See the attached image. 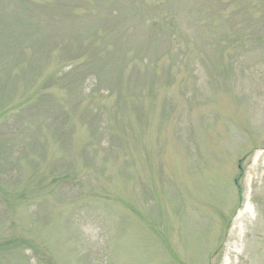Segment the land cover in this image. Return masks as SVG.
I'll return each mask as SVG.
<instances>
[{
	"label": "rangeland",
	"instance_id": "rangeland-1",
	"mask_svg": "<svg viewBox=\"0 0 264 264\" xmlns=\"http://www.w3.org/2000/svg\"><path fill=\"white\" fill-rule=\"evenodd\" d=\"M0 264H264V0H0Z\"/></svg>",
	"mask_w": 264,
	"mask_h": 264
}]
</instances>
